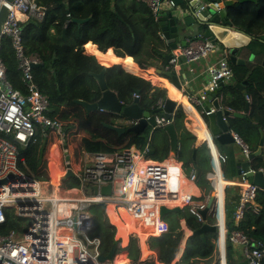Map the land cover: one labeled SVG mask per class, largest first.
Here are the masks:
<instances>
[{"label":"trees","instance_id":"1","mask_svg":"<svg viewBox=\"0 0 264 264\" xmlns=\"http://www.w3.org/2000/svg\"><path fill=\"white\" fill-rule=\"evenodd\" d=\"M34 1L43 10L44 18L38 21L39 24L32 19H27L23 23L31 25L34 31L39 34L33 36L30 33L29 27L22 26V35L27 48L29 51H38V48L45 40L49 43L51 49L61 50L64 55L62 58L56 53H53L45 59L43 54L38 51L43 56V64L40 67L42 70L48 71L49 68L52 67L57 73L60 71L59 64L65 65L64 69L67 70L70 64L67 61L70 56V48L76 57L75 61L78 65L85 66L87 64L86 57L91 54L97 62L104 67L121 65L125 70H127V67L129 70L136 71L133 68L135 67L141 72L154 76L159 75L147 66L169 71V62L165 59V55L169 53L168 45L165 40L160 37V28L155 16L144 4L136 0ZM67 13L70 14L68 22H66L68 19ZM228 13L236 30L249 37L250 42H257L264 38V0H256V3L253 1L244 3L236 2L228 8ZM74 20H83V22L78 23ZM51 23H53L54 28ZM109 48H112L116 55ZM261 54H264V49H262ZM0 59L6 67L7 81L14 89L24 93V86L21 80V74L17 69L14 52L9 39L6 37L0 39ZM231 67L234 75L238 76L239 74V78H242L241 81H247V94L251 97V101L248 103L245 100V92H242L234 85H226L219 92L222 94V102L224 105L235 111L244 110L246 104H249L248 115L244 119L239 120V123L237 122L238 117H233L231 124L233 123V131L240 136L250 152H252L258 147V128L264 131V71L258 70L260 67H254L251 62H247L244 66L231 65ZM123 69L115 70V73L121 77L132 76ZM37 73L38 70L36 72V81L43 90L45 75L43 73L37 75ZM118 76L114 78L116 84L120 81V77ZM88 77L94 80L89 75ZM134 89L136 88L133 87L131 89V93L125 90L122 94L120 93L121 100L130 103L133 100L132 93ZM138 90L140 91L138 97L139 106L143 110H156L158 108V101L162 100L164 102L167 98V91L165 88L150 83H147L142 88H138ZM70 98L74 99L72 96H70ZM65 100L66 99H62L61 101ZM183 115V111L177 109L172 116V122L177 131L179 130ZM102 117L109 118V116L104 115H102ZM73 127L74 123H70L68 129ZM82 129L83 125L80 123L76 127V135L73 139L78 145L75 149H72L71 146L67 144L65 137L63 142H61L60 139L59 142H53L50 138V134H48L43 144L41 155L40 148L43 140V133L39 131L34 142L29 143L26 147L19 148V168L27 176H31L37 181H44V178L40 175L43 174L50 183L64 188L67 179H78L77 175L81 165L77 158L81 151L84 153H111L123 149H130L132 146L139 151H143L149 141L150 133V129H147L140 134H124L119 139L104 137L90 139L87 137H78ZM91 133L94 132L92 131ZM163 133L167 136L165 131H163ZM193 140L194 137L185 131L184 136L178 140L179 146L174 157L177 161L182 162V169L186 178L191 177V171L193 170V164L191 162V144ZM168 149L169 146L161 138L156 144H148V150L145 156H149V158H159L158 161L161 162L166 158ZM203 152L207 154L206 162H199L197 164L196 177V184L203 191V196L200 200H203L211 190L210 184L205 178L206 172L210 170L209 161L211 159L209 147L205 143L198 149L199 154ZM66 156L68 157V161H66ZM225 156L226 161L222 167L224 172L230 170L234 173L235 161L233 158V151L228 152ZM66 162L69 163V166H67ZM36 165L38 173H40L39 175L36 173ZM68 167L75 172V177H68L61 180L54 176V171L63 174ZM251 168L254 170L262 169L264 171V145L261 154L251 160ZM75 184H78V182L71 181L69 185L72 187ZM224 195L223 211L224 217L228 220L231 218L233 207H235L238 200V195L233 189H226ZM255 202L259 211L255 213L251 209L247 210L241 222L243 234L250 239L249 247L255 242L264 243V189H259L257 191ZM88 210L94 219V226L90 232V237L100 240L99 252L106 255L115 240L117 225L114 223L109 213L108 217L106 205H91ZM188 213L189 217L187 220L190 226H194L198 222V218L189 211ZM5 215V221L0 224V235L8 233L10 230L24 229L23 224L25 219L16 217L12 209H5ZM213 215L214 211L207 218L209 224L215 223ZM231 222L234 223L233 219L226 223V228L236 229V226ZM179 224L184 223L180 219L169 221L170 229ZM180 236L181 233L170 230V232L159 236L147 237L145 240L146 248L155 253L156 260L159 263L168 264L174 256ZM217 238V232L204 233V239L196 235L189 236L178 263L218 264L219 250L216 246ZM128 239L129 236L127 237V240ZM130 239L132 249L128 254L129 259L131 262H136L141 257L139 240L138 237H131ZM116 242L118 250L120 239H117ZM231 244L232 242L226 240L225 252L227 264L235 263L232 259V255L235 252ZM214 253H216L215 261L207 262L212 258ZM126 260L127 252L125 254L119 253V255L116 253L113 264H124L127 263ZM144 262L145 264H155L153 256L144 259ZM262 264H264V256L262 258Z\"/></svg>","mask_w":264,"mask_h":264},{"label":"built area","instance_id":"2","mask_svg":"<svg viewBox=\"0 0 264 264\" xmlns=\"http://www.w3.org/2000/svg\"><path fill=\"white\" fill-rule=\"evenodd\" d=\"M139 1L155 17L163 5L161 0ZM2 6H6L7 11L1 23V38L9 39L21 74L24 93L14 89L7 81L6 67L0 59V181L6 179L5 183H0V224L5 221L7 208L12 209L16 217L25 220L23 230H10L0 235V264H113L112 261L97 259L101 254L100 240L90 237L94 226L93 216L88 210L91 205L112 204L114 207H123L134 220L137 230L143 227L148 231L146 234L149 237L170 232L161 215V207L172 209L176 216L178 213L173 210L175 207L182 211L187 207L199 219L197 208L192 206V196L181 194L173 186L171 167L143 159L148 143L143 151L131 147L111 153H85L79 171V182L83 192L86 191L85 187L91 191L93 186L97 187V193L92 192L91 195L83 193L82 196H76V189L69 190L65 195H53L51 191L47 193L44 189L45 181H37L19 168V148L34 142L39 131H42L43 136L51 135L52 130L60 132L62 126L51 115L49 96L36 81L39 67L34 65H42L43 56L38 51H29L22 35V25L16 17L17 12H20L41 21L44 12L34 0H0V9ZM66 15L68 22L70 14ZM230 31L235 33L236 30ZM216 49L214 42L201 36L188 38L185 45L177 44L170 51V72L178 76L180 68H187L193 73L194 70L189 65L205 60ZM206 73L207 81L200 93L189 97L194 105L203 106L207 95L217 91L232 76L231 68L223 59L209 63ZM132 97L138 98L139 94L133 92ZM162 107L163 101L160 100L158 108ZM153 115L157 127L169 123V120L158 117V113ZM231 134L247 159L249 148L237 133ZM218 159L225 162L226 156L220 154ZM257 171L262 172L264 183L262 169L254 170L249 167L239 174L238 200L232 218L237 229L229 235L230 242L242 247L246 264H262L264 256V243L255 242L249 247L250 239L238 230L247 210L251 209L255 213L259 211L255 198L261 188L248 179L249 173L255 174ZM212 182L213 188L220 190L225 181L218 179ZM105 185L111 186V194L108 196L100 193V188ZM116 185L120 186L119 191ZM90 245L93 248H88ZM124 264L145 262L139 259Z\"/></svg>","mask_w":264,"mask_h":264},{"label":"water","instance_id":"3","mask_svg":"<svg viewBox=\"0 0 264 264\" xmlns=\"http://www.w3.org/2000/svg\"><path fill=\"white\" fill-rule=\"evenodd\" d=\"M161 1L167 3V6L160 10L156 20L160 28L161 38L165 40L170 50L175 49L177 44L185 45L186 39L196 37L197 35L214 42L223 52V57L227 58L232 66H244L247 62L253 60L254 54L249 47L250 38L237 31L233 26L232 21L229 18L228 8L236 2L244 3L253 1L256 3V0ZM7 2H11V0H7ZM6 11L7 7L2 6L0 9V39L1 23ZM74 21L78 23L83 22V20ZM230 30L236 31L233 33ZM171 58V52L165 55L166 61H169ZM41 66L42 65H34V67L37 68ZM105 73L106 67H103L99 72H88V75L96 82L99 90L93 101L74 98L72 99V102L82 107L87 116L92 111H98L108 113L109 115L114 116L115 119H119L120 123L118 125L102 122V125L106 129L115 132L118 137H121L124 134H140L147 129L157 128L156 119L153 114L158 113V117L163 118L164 120H169V123L161 127V129L166 132L169 138L170 151L175 155L178 148V136L172 122V116L176 110L175 101L167 97L163 102L162 108H157L153 111L143 110L139 106L138 98H133L130 103L121 100L120 94L108 86ZM166 75L177 89H181L182 80L180 81L179 76L172 72H168ZM224 85L225 84L222 83L217 91L207 95V101L210 102V105L203 104V119L208 127L209 134L211 137H215L221 144L234 142L226 117L241 116L229 107L222 106V97L220 99L216 96ZM246 85L247 81L243 80L235 83L234 86L244 92ZM139 92L138 89H134V93L139 94ZM248 107L249 104L247 103L246 108ZM50 112H53V110H50ZM258 132L259 145L255 151L249 153L247 160L237 165L238 174H240L241 171H247L250 167V161L261 154L264 145V131L261 128H258ZM191 158L195 161V152H192ZM248 179L258 185L261 189H264L263 174L261 171H257L255 174L249 173ZM32 180L33 179H30V181ZM5 182L6 179L0 181V183ZM92 189L94 194L97 193L98 189L96 186H93ZM100 193L102 195H110L111 186H102L100 188ZM173 210L176 211L178 215L182 214V210L179 207H175ZM160 212L161 215L164 216V214L168 212V208L161 207ZM116 240L117 239L115 238L106 255H98V261H113L117 252ZM88 248L91 249L93 246L90 245ZM239 264H246V261L243 260Z\"/></svg>","mask_w":264,"mask_h":264},{"label":"crops","instance_id":"4","mask_svg":"<svg viewBox=\"0 0 264 264\" xmlns=\"http://www.w3.org/2000/svg\"><path fill=\"white\" fill-rule=\"evenodd\" d=\"M136 1L140 2L139 0H136ZM140 3L144 4L142 2H140ZM165 6H167V3H163L161 9L165 8ZM29 19H32V18H29ZM32 20H34V19H32ZM34 21H36V20H34ZM36 22L38 23V21H36ZM51 24L53 25V23H51ZM21 25L29 27L31 35H33V36L34 35H39V34H37L34 31V29H33V27L31 25H26V24H23V23H21ZM234 27H235V25H234ZM53 28H54V25H53ZM160 37H161V34H160ZM196 37H197V35H196ZM263 39L257 41L256 43H260V44H262L264 46V40ZM109 49H111L112 52L114 53L112 48H109ZM168 49H169V47H168ZM69 51L72 52V49L69 48ZM170 51L171 50L169 49V52ZM125 57H127V56H125ZM128 57H130V56H128ZM263 58H264V54L257 53L256 55H254L253 60L251 61V63L254 65V67H260V69H258V70H262V71H264V62H262ZM219 59L225 60L227 62V64H228V66L232 69L229 60L227 58L223 57V52L220 50L219 47H217L216 51L213 54H211L208 58H206L205 60H200V61L191 63L189 65L190 68H193V70H194L193 73H191L187 68L186 69L180 68L179 71L177 70L178 71V76L180 78V81L182 80L181 89H177L171 83V81L167 77V75L165 76V75H163L161 73L158 74V73H156L154 71L157 75H159V76H154V75H149V74H147L145 72H141L135 67H133V68L136 71L129 70L126 67L127 71H131L132 73H135L137 75H140V76H143V77L147 78L148 80H150L151 82H153V83H155L157 85L163 86V88H165L166 91H167L166 92L167 97H169V98H171V99H173L175 101L176 110L177 109H181L183 111L184 115H183V118H182V122L180 124L179 130L178 131L176 130L177 136H178V140H180L181 137L184 136L185 131L190 133L194 137V140H193V142L191 144V155H192V152H195V161L192 160V158H191V162L193 164V170L191 171V177L190 178H186L185 177V175L183 173V169H182V162L177 161L176 159H174L175 155H173L171 153L170 148L168 149L166 158L163 161L160 162V163L166 164L169 167H171V169L173 171L172 179H173V181L175 179L177 180L176 183H174L172 181L173 186L181 194H188V195L192 196V200L193 199L197 200V202H199V203H204V201H206L207 198L211 199L212 196H214L213 200L215 201V203H214L215 205H214V207L211 210L208 211V216L211 215L212 212L214 211V215L213 216H214V219H215V223L209 224V222L207 220L208 217H207L206 219H203L201 221V223L197 222V224L193 227V226H190V224H189L187 219L182 218L180 220L184 224H179L180 227L175 225V226L178 227V231H174V232H179V233L182 234L181 239L179 241V244H180L179 256L180 257L178 258L177 261H173V263H171L172 259L174 258V256H173V258L171 259L170 263H168V264H179L178 263L179 259L182 256V253H183L185 245H186V240H187V238L189 236L196 235V236H200L202 239H204V233L213 232V230H215V228L218 229L217 233L219 234L218 238L216 240V246H217V249L219 250V263L227 264L226 252H225V242H226V240H229V235H231V234H229V232L230 231L233 232L235 229H227L226 228V223L228 221L229 222L232 221L233 213L231 215V218L228 219V220H227V218L224 217V211H223V208H224V197H225L224 192H225L226 189H233V190H235L237 192V195H238V192H239L238 181L240 180V175L237 173V169H238L237 165L239 163L244 162L247 159L243 156V154L241 152L240 145H238L235 141L233 143L221 144L220 142H218L216 140L215 137H211L210 136L209 131H208V127H207V125H206V123H205V121L203 119L204 118L203 106L194 105V104L191 103V100L189 99V97L191 95H198L200 93L201 89L203 88V86L206 84V81H207L206 66L209 63H211V64L216 63ZM147 67H151V66H147ZM170 70L171 69H169V71H164V70H162V71H164L165 74H167L168 72H170ZM42 72H43V70L39 67L38 68V73H42ZM258 73H261V72H258ZM239 77H240L239 74H238V76H236V75H234V73L232 71L231 78L224 82V84H225L224 86H226V85H235V83H238L239 81H241L242 78H239ZM170 85L175 89L176 93H171L170 92V89L168 87ZM247 90H248V85L245 86V91L244 92H245V100L248 103H250L251 97L247 94ZM221 95L222 94L219 92L216 96L221 99V97H222ZM90 101H93V100L90 99ZM204 105H210V102L206 101L204 103ZM222 106H225L224 103L222 104ZM248 109H249V107L248 108L245 107L244 110H237V111L231 109L234 112H236V113L241 115V116L238 117V120H237L238 123H239V120L244 119L248 115V113H249ZM96 113L100 114L101 117H102V115L109 116L108 119L106 117H102V118H103L104 121L111 119V124L112 123L114 124V120H115L114 116L109 115L108 113H104V112H100L99 113L97 111ZM226 120L228 121V125H229V128H230V131L234 132L233 131V123L231 124V122L233 121V116L226 117ZM157 128L161 129V127H157ZM93 130L95 131V129H93ZM151 130L152 129H150V131ZM84 132H86V129L82 131V133H84ZM90 133H91V131H90ZM91 134H93V133H91ZM85 137H87V135H85ZM87 138L97 139V138H93V137H89V136ZM161 138L169 146V138H168V136L164 135L163 131L161 133ZM203 143H205L209 147L210 155H211V159L209 161L210 170H208L206 172V174H205V178L209 182L211 190L209 191V193L207 194V196L203 200H200L201 197L203 196V191L197 186L196 177H197V164L199 162H204V161L206 162L207 154L204 153V152L201 153V154L198 153V149L200 148V146ZM148 144L150 145L151 142L148 141ZM258 145H259V143H258ZM178 146H179V143H178ZM230 151H233V158H234V161H235V172L234 173L232 171H230V170L227 171V172H224V170L222 168L224 162H221L218 159V155H220V154L225 155V154H228V152H230ZM151 161L159 162V161H156V160L155 161L151 160ZM249 164H250V167H251V161H250ZM218 179H222L225 182L222 185V188L220 190H215L213 188L212 180L215 181V180H218ZM60 192H63V188L60 189V188L56 187L55 190H54V193L58 194ZM208 195H209V197H208ZM210 195H212V196L210 197ZM118 208L122 211V214H123V216L125 218V220H124L125 224L128 221H132V226H130L129 233H131L133 231H140L141 233H143V231H144L143 227L141 229L137 230L134 220H132L128 216L127 211L125 213L124 208L121 207V206H118ZM108 209H109L110 214H113L112 213V211H113L112 210V205H109ZM233 211H234V207H233ZM106 212H107V210H106ZM171 213H174V212H172V211L171 212H166L164 214V216L168 215V214H171ZM107 215H108V212H107ZM115 216L119 220V218H118V216L116 214H115ZM164 216H163V218H164ZM108 217H109V215H108ZM178 217H180V215H178L176 217V219L179 220ZM109 220H110V218H109ZM165 221L167 223L168 229L170 230L169 221L168 220H165ZM120 223H122V221H120ZM232 224L235 226L234 223H232ZM202 225H205V227L207 229H205L203 231H199V229L202 227ZM209 228H212V229H209ZM238 230L243 232L241 226H240V228ZM138 240H140V237H138ZM145 240L146 239H144L142 241H139V248L141 250L140 260L144 261V259H147V258H150V257L153 256L154 263H156V264L159 263L156 260L155 253L149 251L146 248ZM234 246H238V248H237V251L235 250L236 252L232 255V259L235 261L234 264H239L241 261L244 260L243 255H242V257L239 256V253L240 252L242 253V247L239 246V245H234ZM126 261H127V263L131 262L128 259V253H127V260Z\"/></svg>","mask_w":264,"mask_h":264},{"label":"rangeland","instance_id":"5","mask_svg":"<svg viewBox=\"0 0 264 264\" xmlns=\"http://www.w3.org/2000/svg\"><path fill=\"white\" fill-rule=\"evenodd\" d=\"M249 47L252 49L254 55H255V53L256 54L259 52L261 53L262 49H264V46L262 44L256 43V42H250ZM38 51L43 54L45 59H47L53 53H56L58 56H61L62 58L64 56L61 50L51 49L49 46V43L46 42L45 40L43 41V44L38 48ZM69 53H70V56H69V60H67V61L70 64H69L67 70L64 69L65 65L59 64V70L60 71H58L57 73H56V70L52 67H50L48 71L43 70V72H42L44 75L46 74L44 77L45 85H43V90L45 92H47V94L49 95L50 109L53 110V113H51V115L53 117H55L56 119H58L59 122L61 123V126H62V130L58 133L55 132V130L51 131V135H50L51 140L53 142H56V141L59 142L60 138H62L61 140H64L63 139V136H64L65 140L67 141V144H69L72 149H75L76 147H78V145L73 141V139L76 135L75 134L76 127L80 123H82L83 129L79 132L78 137H85V135H87V137L89 136V137H93V138L104 137V138L119 139L120 137L118 138V136L116 135L115 132L106 129L102 125V122H106V123L111 124V119L104 121L103 118L100 116V114L96 113L97 111L96 112L92 111L87 116L85 114L83 108L72 103L71 102L72 98H70V96H72L74 98L86 99L88 101H90V99H94L99 90H98L96 82L88 77V72H91V71L99 72L104 66L99 64L97 62V60L92 55H88L86 57V63L87 64L85 66L78 65V63H76V61H75L76 57L73 54V52H69ZM262 62H264V58H263ZM119 69H123V67L121 65H114L111 67H106V73H105L106 81L108 82V86L111 89L117 91L119 94L120 93L122 94L124 90L131 93V89L133 87L136 89L142 88L147 83H150L152 85L163 88V86L157 85V84L151 82L150 80H148L147 78L140 76V75L133 74V73H131L125 69H123V70L132 76H123V77L118 76L115 73V70H119ZM38 74L39 73H37V75ZM116 76L120 77V81L117 84L115 83V80H114V78ZM67 94H68V96H67ZM62 99H66V100L61 101ZM119 121H120L119 119H115L114 124L112 123V125H118L120 123ZM70 123H74V127L68 129V126ZM85 129H86V132L82 133V131ZM93 129H95V131ZM92 130L94 131L93 134L90 133V131L92 132ZM161 133H162V130L160 128H153L150 131L149 141L151 142V144H156V142L159 141V139H161ZM46 136H47V134L43 136V140H42V144H41V148H40V155H41L42 147H43V144L45 142ZM84 156H85V153L83 151H81L79 153V157L77 158L79 160V163L81 166H82V163L84 161ZM143 159L144 160H154V161H155V159H157L156 161H158L159 158H156V157L149 158V156H145V157H143ZM36 173L38 175L40 174V173H38L37 165H36ZM40 175H42V177L44 178V181H45L44 189H45V191H47V193H49L48 191H52V187L61 188L59 186H56L55 184L54 185L51 184L43 174H40ZM71 181H77L78 184H75L74 186L71 187L69 185ZM173 182L176 183L177 180L175 179ZM64 187H65V189L63 188V192H60V194H62V195L67 194L69 192V190H71V189H76V192H75L76 196H82L83 193H85L87 195L92 194L91 189L88 187H85L86 191L83 192V190L81 189L79 179H73V178L68 179L67 182L65 183ZM116 189H117V191H119L120 186L116 185ZM64 190H66V191H64ZM212 195H210V197ZM208 197H209V195H208ZM213 197L214 196H212L211 199L207 198V200L204 201V203H199V202H197V200L193 199L192 206L194 208L195 207L197 208V210H198L197 213L200 217L198 219V222L201 223V221L203 219H206L208 217V211L211 210L215 205L214 204L215 201L213 200ZM109 205L110 204L106 205V210H107ZM113 211L118 216L119 220L124 222L125 218L122 214V211L118 207H113ZM113 214H112V216H115V214L114 215ZM188 214H189L188 208L186 207L185 209H183L182 215L178 218L179 219H182V218L187 219L189 217ZM109 215L111 216L110 213H109ZM112 216H111V218H112ZM177 216L174 213H171V214L165 215L163 219L171 222V221L176 220ZM119 220L117 219L118 222H116L113 219L114 223L117 225L115 238L120 239V246H119V249L116 253H117V255H119V253L125 254L126 252L129 254V252L132 249L131 239H130L131 237H137L138 236V237H140L139 241H142L149 236H147L145 231H143V233H138L137 231H133V232L129 233L130 226H132V221H128L126 224H124V223L122 224V223H120ZM177 226H179V225H177ZM177 226L172 227V229H170V230H172L173 232L178 231ZM202 227L199 229V231H203V230L207 229L205 227V225H202ZM209 229H212V228H209ZM213 232L214 233L218 232V229L215 228V230H213ZM128 236H129V239L127 240ZM181 236H182V234H181ZM181 236H180V239H181ZM232 244H231V247L233 248L234 252H236L238 246H234L235 244H233V245ZM179 250H180V244L178 243L176 250H175V253H174V258L172 259L171 263H173V261H177L178 258L180 257L179 256ZM242 255L243 254L240 252L239 256L242 257ZM128 259H129V255H128ZM215 259H216V253H214L212 258L207 262L215 261ZM112 263H113V261H112Z\"/></svg>","mask_w":264,"mask_h":264},{"label":"bare ground","instance_id":"6","mask_svg":"<svg viewBox=\"0 0 264 264\" xmlns=\"http://www.w3.org/2000/svg\"><path fill=\"white\" fill-rule=\"evenodd\" d=\"M16 17H17V19L19 20V22H21V23H24L27 19H29L26 15H24V14H22V13H20V12H17V14H16ZM150 69L151 70H153V71H155L156 73H158V74H163V75H165L166 76V74H165V72L164 71H162V70H160V69H157V68H154V67H150ZM169 87V89H170V92L171 93H176V91H175V89L170 85V86H168ZM62 138H60V141L61 142H63L64 140H61ZM63 139H64V136H63ZM65 148V147H64ZM66 161H68V157L66 156ZM66 164H67V166H69V163L68 162H66ZM177 167V166H176ZM54 176L55 177H57V178H59V179H61V180H64V179H66V178H68V177H75L76 176V174H75V172H73L69 167L67 168V170L65 171V173H63V174H60V173H58L57 171H54ZM78 177H79V174L77 175ZM52 184V183H51ZM54 185V184H53ZM60 187V186H59ZM60 189H62V188H60ZM54 190H55V188L54 187H52V194L53 195H57V194H55L54 193ZM110 205H112V204H110ZM113 207H114V205H112V210H113ZM118 207V206H117ZM167 208V207H166ZM107 210H108V208H107ZM124 211H125V213H126V210L124 209ZM168 212H171V209H169L168 208ZM108 213H110L109 212V210H108ZM112 213H114V212H112ZM115 214V213H114ZM113 214V215H114ZM111 216H112V214H111ZM112 218L116 221V222H118L117 221V218L115 217V216H112ZM145 232H148V231H146V230H144ZM229 234H232V232H229Z\"/></svg>","mask_w":264,"mask_h":264}]
</instances>
